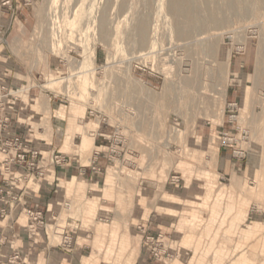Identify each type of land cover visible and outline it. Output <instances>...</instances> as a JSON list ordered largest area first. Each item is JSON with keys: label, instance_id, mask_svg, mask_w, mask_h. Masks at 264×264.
Masks as SVG:
<instances>
[{"label": "rangeland", "instance_id": "rangeland-1", "mask_svg": "<svg viewBox=\"0 0 264 264\" xmlns=\"http://www.w3.org/2000/svg\"><path fill=\"white\" fill-rule=\"evenodd\" d=\"M179 1L187 5L186 17L168 8L166 0H30L25 49L29 68L45 80L34 74L27 87L58 80L60 76L48 68L51 60L82 55V66L90 73L75 84L78 94L85 93L86 83L91 90L83 97L74 96L71 104L93 107L108 121L100 124L84 110L59 112L68 125L63 151L71 155L76 151L74 155H81V163L87 164L94 147L90 143L82 147L86 151L78 152L75 133L115 136L109 149H103L108 186L97 188L90 197L84 195V185L78 187L80 193L66 188V198L82 195L83 201L70 211L57 207L59 218L48 222L51 250L61 242L55 232L62 231L68 215L80 221V242L96 247L107 262L134 264L139 252L143 254V241L138 233H124L128 222L137 225L150 213V220L173 225L163 239L174 253L162 264H187L191 252L180 250L179 244L185 249L191 242L200 249L195 264H238L243 257V264H264V0ZM100 16L107 38L99 31ZM143 24L148 31L141 43ZM246 43L257 54L250 55L256 56L255 73L243 82V106L230 112L224 92L239 81L230 59ZM58 71L61 77L66 75L64 69ZM19 79L16 76L14 88L23 84ZM52 82L48 89L57 86ZM35 102L46 115L39 125L51 133L52 123L57 125L50 120L54 107L44 97L35 96ZM37 105L32 107L36 112ZM84 114L78 122L77 116ZM230 115L237 116L232 124L247 132L248 157L231 180L236 187L230 189L232 200L225 209L222 206L223 212L218 213V207L212 215L215 195L229 183L223 167L234 160L228 150L216 151L219 142L201 134L217 139L219 132L232 131ZM172 175L181 178L178 190L168 184ZM139 181L150 187L138 190ZM100 199L115 202L104 208ZM19 222L26 224L23 216Z\"/></svg>", "mask_w": 264, "mask_h": 264}, {"label": "crops", "instance_id": "crops-1", "mask_svg": "<svg viewBox=\"0 0 264 264\" xmlns=\"http://www.w3.org/2000/svg\"><path fill=\"white\" fill-rule=\"evenodd\" d=\"M3 0H0V3ZM24 0H11L12 4L19 6V11L17 14V19L13 21L11 27L6 31L4 36V43L0 45V72L4 73L7 77L11 78L10 87L14 90V82L16 80V76L20 77V81L23 84L22 87H27L24 85L29 81V53L26 51V46L29 44L27 37L29 36V6L23 3ZM4 12L6 9L0 8L1 11ZM19 54V55H18ZM250 55H257L256 53H251L249 51V47L247 43L244 47H241L240 50H235L232 53V57L230 59V69L234 76L239 77V81H235L234 84H230L226 87L224 92V104L226 105V109L229 104L236 103L238 106H243V96H244V88L243 82H247L248 76H253L255 73V65H256V56L251 57ZM98 55H95L97 58ZM58 67L57 60H51L48 63V68L50 70ZM29 93V92H28ZM33 94L37 98H43L42 95H39L38 92L34 91ZM24 97L20 99L18 108L14 113L11 114L12 124L10 133L16 135H22L25 137V142L27 145L30 144L29 133L31 134V139L35 138L39 143V147L42 152V156L47 155L50 152V149L54 148H64L65 139L61 136L56 135L53 132H49L44 129L42 126V130L38 131L37 129L41 126V120L36 121V119L29 118V94H23ZM253 101H249V109L254 108ZM49 107H54L52 103H49ZM43 110V109H42ZM41 110V116H38V119L46 118V115L43 114ZM53 110L58 111L56 108L51 109L50 120H53ZM63 112V114H69L68 112H64V110H60L59 112ZM238 111V107H237ZM62 117H64L62 115ZM52 123V122H51ZM33 127V128H32ZM29 128H32L29 129ZM29 130L31 132H29ZM197 138H200V134H197ZM204 139L208 138V140L213 141L216 144L218 143V139L211 135L201 134ZM194 138V136H193ZM202 139V138H201ZM79 141L81 138L79 137ZM199 142V141H198ZM208 142V143H210ZM102 145V140L99 138L92 139V146L98 147ZM61 149V150H62ZM217 152H220L219 148H217ZM73 155L70 154L72 158V165L70 167H54L49 166L45 170V175L42 181L38 184H35L34 181L29 179L28 182H21L17 188V191L23 193V201L27 205L28 208H39L43 211L47 222L55 219L57 214V207L60 206L66 198L67 190H71L70 192H79L78 187L81 185L85 186V196L90 197L94 192H97V188L104 186L105 176L104 175H95L90 170H87V174L82 176L79 174L78 166L81 165V155H74L76 151L73 150ZM78 152H80L78 150ZM81 153V152H80ZM106 155L100 156L98 160V165L102 168L106 164ZM2 164V160L0 157V167ZM239 163L234 161H228L226 166L223 167V172L227 176H229V183L221 187V190L215 195L213 202L210 206V213L212 210L218 209V213L223 212L221 210L226 208L227 204L232 200V194L230 189H234L235 184L232 183V178L235 179L237 173L240 172L241 166ZM108 182V181H107ZM145 182L139 181L137 185L138 190L146 189L150 187L149 185H144ZM108 186V184H106ZM36 186V189H35ZM173 189L178 190L180 187H174ZM230 187V188H229ZM67 188V190H66ZM221 192V193H220ZM80 193V192H79ZM138 197V196H137ZM72 198L74 205H81L83 201L82 195H71L68 197ZM67 199V198H66ZM100 202L105 205L104 208H112L110 205H113L115 201H109L105 199H100ZM239 202L238 198L236 199V203ZM216 205V206H215ZM236 210V207H235ZM101 211V210H100ZM107 212V211H106ZM110 212V211H108ZM226 214V211H225ZM210 215V214H209ZM20 210L18 207H14L10 209V212L7 214L6 218H0V233L3 232L4 237L0 236V262L4 261L7 257L11 256L15 249L20 248L23 253V257L29 255V264H112L111 261L107 262L106 257L101 255L98 252L96 247L91 245L82 243L79 241L82 233H80L81 229L78 228L77 222L80 223L78 219H74L71 216H66L64 218V225L62 226L66 233L73 236V244L71 249L67 252L64 249L57 246V248L53 251L51 250V244L47 241L49 239L48 235H39L37 234L34 237L28 238L24 232V224L19 222L21 219ZM225 216V215H224ZM150 213L146 217V219H139L137 225H132L128 222L127 230H125V235L131 236V231L138 233L142 241L147 234H142V232L138 229V226L145 227L147 233L152 235L155 241L164 243L165 236L169 235L172 231L173 225L168 222L162 221H154L150 220ZM241 224H239L240 227ZM72 226H76L77 230H73ZM135 227V228H134ZM2 229L4 231H2ZM252 229L247 230V233H250ZM246 233V234H247ZM121 235V234H119ZM158 236H161L160 239H157ZM185 242V240L183 241ZM187 242H191V238ZM185 244V243H184ZM187 244V243H186ZM151 245L143 243V254L137 255V260L134 261V264L139 262V264H162V262L154 261L153 257L150 254ZM179 248L182 251L191 252V257L187 260V264H195V258L199 252L198 245H188L187 248H182L179 244ZM167 252L172 255L174 252L170 247L166 246ZM169 255V256H170ZM168 256V257H169ZM28 257V256H27ZM165 258V257H164Z\"/></svg>", "mask_w": 264, "mask_h": 264}, {"label": "built area", "instance_id": "built-area-1", "mask_svg": "<svg viewBox=\"0 0 264 264\" xmlns=\"http://www.w3.org/2000/svg\"><path fill=\"white\" fill-rule=\"evenodd\" d=\"M23 2L25 5L31 6L30 0H24ZM0 8L6 9L5 12L1 10L3 12H1L0 14V45H2V43H4L3 34L8 31V29L13 24V21L17 19L19 8L17 6H14L11 0H3L0 3ZM68 58L70 60L58 57V67L51 70L55 71L56 75L58 74L60 76L58 80L55 79L50 81H54L52 82V84L57 85L53 90L48 89V85L50 82L46 84L42 83V85L38 86L31 85L29 86V88L27 87L28 89H25L26 87H22L21 85L20 87H15L14 90H12L10 87L12 81L11 78L0 72V157L2 160V164L0 167V218H6L7 214L10 212V209L18 207V210H20V214L26 220L24 232L28 238L34 237L37 234H44L46 236L50 233L49 231L51 229L41 209H32L27 207V205L23 201V193L17 191L18 186L21 182H28L29 179L34 181L35 184L40 183L44 178L45 170L47 167H70L72 165V158L70 154L63 151L62 148L50 149V152H48L47 155L42 156V152L38 144L39 142L36 141L35 138L31 139L30 133L29 145H27V143L25 142L24 136L11 134V114L14 113L18 108L21 96L23 94H29V118L38 119V116H41V110L43 109V107L41 104L38 103L39 105H37V103L35 102V95L33 94V92L36 91L39 95H42L45 99H47L48 104L53 103L54 108L58 110L57 112L56 110H53L52 112V117L54 119L53 122L57 123V125H54L52 123V132L65 139V137L67 136V120L65 117H59V115H61L58 114L59 111L62 109L64 110V112H68V110L71 109L70 107L76 104H71L75 100L73 98L74 96L78 98L83 97L89 92V90H91L90 87H87L90 85L89 83L85 85L83 84L85 78L82 79L83 82L81 81L84 86L85 93L82 92L78 94V85L75 84L80 82L79 78L81 77V75L84 76L90 73L89 69L83 68L82 66V55H69ZM59 68L64 69L66 75H63V77H61L58 71ZM34 74L38 75L39 81L40 79L41 81L42 79L43 81L45 80L41 73H34V71L29 68V78L33 77ZM69 80H73L74 83L72 84L71 82H68ZM35 105L38 106L37 112L32 108ZM237 107L238 105L236 103H232L228 105L226 110L230 112H236ZM83 110L85 113L87 112L88 117H90L94 121L97 120L100 124H105L108 122L107 117L93 107ZM85 116L86 114H84L82 117L77 116V121L81 122L85 119ZM236 117V115H230L228 122L230 124L235 123ZM32 128L29 129L32 130ZM37 130L41 131L42 127L40 126ZM29 132L31 131L29 130ZM233 132L236 133L234 134ZM94 134L95 133L90 134L92 139H101L102 145L96 148L94 147L92 155L89 158L87 164H81L78 166L79 174L82 176H85L87 174V170H90L95 175L106 174L105 167L102 168L101 166H99L98 160L100 156L106 155V151H104L103 149H109V140L113 136L107 137L102 133H97L95 135ZM216 136L219 142L220 149L228 150L230 152L231 158L235 162L242 164L247 160L249 138L245 130L238 128L237 123L236 125H233L232 131H221ZM79 137L81 138V134H78L77 132L75 133L73 140L76 138L79 139ZM110 150L111 153L115 152L114 149ZM180 180L181 178L179 176L172 175L168 179V184L170 186L180 187ZM61 206H63L66 211H70L73 207L72 199L64 198ZM58 218L59 216H55V220ZM55 227L58 228V226ZM70 228H72L73 230H77L76 226H72ZM138 229L142 232V234H147V236L144 237L143 243L146 245H151L150 254L153 257L154 261L161 263V260L164 259V257H168L170 255V253L166 250V246L161 242L155 241L154 237L147 233L145 227L138 226ZM2 231L4 230L2 229ZM55 233L60 234L61 236V242L57 246L64 249L65 252H68L73 244V236L66 233L64 229H62L60 233ZM0 236L5 238L3 232L0 233ZM160 238L161 236L157 237V239ZM0 264H27V261L26 259H24L21 249L18 248L15 249L11 256L7 257L4 261H1Z\"/></svg>", "mask_w": 264, "mask_h": 264}, {"label": "bare ground", "instance_id": "bare-ground-1", "mask_svg": "<svg viewBox=\"0 0 264 264\" xmlns=\"http://www.w3.org/2000/svg\"><path fill=\"white\" fill-rule=\"evenodd\" d=\"M166 3H167V6H168V8H170L171 10H175V11H177L178 12V14H181V15H183V16H185L186 17V15H187V11H188V9H187V5H184L183 4V2L181 3L179 0H166ZM184 5V6H183ZM105 12V11H104ZM172 12V11H171ZM104 14V13H103ZM99 15V14H98ZM146 23V22H145ZM103 26H105L104 25V18L102 17V16H100V18H99V31H100V33H101V36L102 37H104V38H107V35H108V33H107V31H105L106 29H105V27H103ZM147 31H148V27H147V25L146 24H143L141 27H140V31H139V33H140V41H141V43H144V41L146 40V36H147ZM177 32V31H176ZM177 34L179 35V34H181L180 32H179V30H178V32H177ZM182 35V34H181ZM215 35V34H214ZM177 36V35H176ZM178 37V36H177ZM181 36H179V38H180ZM213 44V46H214V44L215 43H212ZM144 57H145V55H144ZM87 84V83H86ZM85 85V84H84ZM73 110H76V112L77 113H83V109L80 107V106H78V105H76V104H74V105H72L71 106V109H70V113H71V111H73ZM59 117H62L61 115H59ZM92 129V128H91ZM78 134H81V141H80V143H78V145H77V147H78V150L82 153V152H84V151H86V150H84L82 147L83 146H87V144H90V143H92V138H91V136H90V134H88V133H82V132H80L79 131V133ZM67 136H68V132H67ZM90 145H92V144H90ZM168 202V201H167ZM164 203L165 205H166V207H168V204H169V202L168 203ZM171 203V202H170ZM84 227V226H83ZM98 243V242H97ZM227 245H229V244H227ZM248 259V258H247ZM243 263H246V258L245 257H243V258H241L240 260H239V262H238V264H243Z\"/></svg>", "mask_w": 264, "mask_h": 264}]
</instances>
